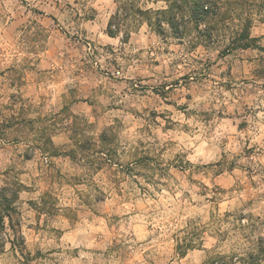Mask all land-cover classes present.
<instances>
[{
  "label": "rangeland",
  "instance_id": "374dc122",
  "mask_svg": "<svg viewBox=\"0 0 264 264\" xmlns=\"http://www.w3.org/2000/svg\"><path fill=\"white\" fill-rule=\"evenodd\" d=\"M118 4L0 0V264H264V51Z\"/></svg>",
  "mask_w": 264,
  "mask_h": 264
},
{
  "label": "trees",
  "instance_id": "16d2710c",
  "mask_svg": "<svg viewBox=\"0 0 264 264\" xmlns=\"http://www.w3.org/2000/svg\"><path fill=\"white\" fill-rule=\"evenodd\" d=\"M117 1V9L107 23V33L111 36L124 25L127 26V21L144 15L149 25H154L158 31L164 30L166 25L174 33L181 35L191 24L198 32V37L205 42L223 43L222 52L225 54L247 48L264 51V44L260 43L264 39V33L261 36L251 34L254 23L264 24V0H162L164 8L161 9L147 8L137 0ZM17 192L13 188L0 191V251L3 247L1 234L5 229V218L8 219L9 227L15 230L11 221L16 212L12 203L17 198ZM180 254L184 252L181 251Z\"/></svg>",
  "mask_w": 264,
  "mask_h": 264
}]
</instances>
